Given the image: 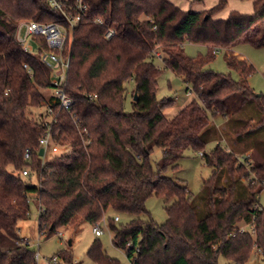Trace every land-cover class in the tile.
Masks as SVG:
<instances>
[{"label": "trees", "instance_id": "16d2710c", "mask_svg": "<svg viewBox=\"0 0 264 264\" xmlns=\"http://www.w3.org/2000/svg\"><path fill=\"white\" fill-rule=\"evenodd\" d=\"M62 1L71 17L80 14L64 47L70 54V111L47 96L51 71L39 52L25 53L16 42L19 22L68 27L65 15L47 0H0V264H36V250L18 234L31 199L45 238L82 222L94 225L108 211L131 215L128 224L112 220L109 226L112 244L129 264H217L219 255L245 264L254 250L264 259L258 201L264 189V95L248 83L253 67L232 51L239 43L264 47V0H251L250 14L230 11L225 18L216 16L228 0L201 11L184 10L173 0H80L82 12L78 0ZM109 25L115 33L107 39ZM34 41L48 50L42 38ZM185 42L207 46L208 55L187 56ZM218 49L227 51L225 63L238 79L210 69ZM156 58L196 96L171 118L162 110L173 100L156 98ZM48 125L68 152L43 160L38 140ZM209 143L215 146L206 153ZM154 148L162 153L155 165ZM187 150L201 153L212 170L197 196L163 175L179 168ZM25 168L28 177L20 175ZM151 196L171 201L163 224L141 219ZM87 256L95 264H120L98 240ZM52 257L72 264L68 251Z\"/></svg>", "mask_w": 264, "mask_h": 264}, {"label": "rangeland", "instance_id": "374dc122", "mask_svg": "<svg viewBox=\"0 0 264 264\" xmlns=\"http://www.w3.org/2000/svg\"><path fill=\"white\" fill-rule=\"evenodd\" d=\"M173 2L184 10L191 9L192 11H201L212 8L216 5L218 0H173ZM252 10L253 5L251 0H228L227 6L220 11L216 17L225 18L230 11L250 14ZM28 41L33 46V53H37V43L31 39ZM183 48L185 54L189 57L207 56L209 51L208 47L205 45L192 44L188 42L184 43ZM232 51L241 56L247 64L253 67L254 71L248 77V83L250 87L253 88L256 95H264V47L256 48L248 43H239L232 49ZM226 52V50L218 49V51L214 53V59L209 64V67L217 73L224 75L230 74V76L236 80L238 79V74L231 71L225 63L224 56ZM243 59L240 58V60ZM154 64L161 70V75L157 80L156 98L158 100H173L171 106L162 110L165 117L171 118L188 105L193 99H196V96L191 91L187 92V88H189L188 85H186L180 77L166 69L160 58L154 59ZM132 88L133 83H128V96L124 104L127 111L131 109L130 92ZM46 94L47 96L53 95V90H47ZM34 111L37 113L39 109ZM214 121L220 129L222 126L221 118H217ZM226 138H229V145L235 148V144L231 141L232 138L225 136V139ZM214 146V143H209L206 145L204 151L209 153ZM51 156L52 155L47 152L46 159H49ZM161 157V150L159 148H154L150 155L152 164L155 165ZM178 164L179 168L177 170L168 169L163 173V175L185 186L193 196L199 195L204 180H207L212 173L211 168H209L201 158V153H194L191 150H187L184 153V157L178 162ZM31 180L33 183H36L34 177H32ZM220 183L224 186L227 184L225 176L221 179ZM258 201L259 205L264 208V189L261 191ZM170 203L171 201L166 203L165 200L160 197H149L145 204L148 214H146V216H142L141 219L146 220L148 217H151L155 223L163 224L167 219L165 208ZM37 215V203L34 199H31L29 203V215L25 220L20 221L18 225V234L20 238L28 240L31 246L39 252L40 258L37 264H46V259L51 258L60 251H68L70 253L72 264H95L87 256V252L95 240H98L101 243L102 249L106 255L118 260L120 264H129V260L126 258L125 252L116 248L112 244V234L109 226L115 217H118L119 219L115 222V225L124 226L133 219L131 215L108 211L104 217L105 223L100 224L103 229V234L100 237H96L93 234V225L87 222H82L75 226H68L60 229L59 232L62 234L61 238L58 237L57 234L48 238L39 236L37 231ZM243 227L244 229L248 228L247 226L240 224V228L242 229ZM37 240L39 241V247H36L35 245ZM259 254V251L254 250L245 264H264V259ZM217 264L234 263L219 255Z\"/></svg>", "mask_w": 264, "mask_h": 264}, {"label": "built area", "instance_id": "2783aa9c", "mask_svg": "<svg viewBox=\"0 0 264 264\" xmlns=\"http://www.w3.org/2000/svg\"><path fill=\"white\" fill-rule=\"evenodd\" d=\"M47 1L53 9L62 11L67 19L68 27L61 26L57 23L21 21L17 24L16 42L23 52L34 54L32 48L33 46L28 40L42 38L45 41L48 50H39V47L37 45V52H39L40 54L41 62L43 63V65L51 71L50 83L52 85V96L54 98V102L58 104L59 109L70 111L73 101L65 93V84L67 79L70 54L64 53V47L71 37L70 33L73 30L75 24L80 20V14H78L76 17H71L67 12L63 11L62 0ZM77 8L80 12L85 10V6L81 4L80 0H78L77 2ZM94 22L96 24H102V21L100 19H96ZM114 33L115 30L113 26H107L105 38L110 39L114 35ZM215 52L216 51H214V53ZM24 67H26V65H24ZM38 143L40 146L38 152L40 148L43 149V155L41 156L43 160L46 159L47 152H49V154L51 155H59L68 152V148L66 146L62 145L61 142H57L56 140H54L50 125L47 126L45 133L39 138ZM29 158L30 152L26 150V152L24 153V160L28 161ZM29 173V170L25 168L20 172V175L23 177H28ZM118 220V217H115L113 219L114 222H117ZM101 223H105L104 218L93 225L92 232L96 237H100L103 234V229L100 225ZM57 235L60 238L62 237V234L60 232L57 233ZM24 242L30 244V242L26 239H24ZM35 245L36 247H39L38 240ZM39 258V252L38 250H36L34 254L36 264L39 261ZM45 262L46 264H64L58 257H51L49 259H46Z\"/></svg>", "mask_w": 264, "mask_h": 264}, {"label": "water", "instance_id": "95a60500", "mask_svg": "<svg viewBox=\"0 0 264 264\" xmlns=\"http://www.w3.org/2000/svg\"><path fill=\"white\" fill-rule=\"evenodd\" d=\"M257 96H259V95H257ZM38 154H39V156H42L43 155V149L42 148H40Z\"/></svg>", "mask_w": 264, "mask_h": 264}, {"label": "crops", "instance_id": "0c3cea01", "mask_svg": "<svg viewBox=\"0 0 264 264\" xmlns=\"http://www.w3.org/2000/svg\"><path fill=\"white\" fill-rule=\"evenodd\" d=\"M234 54L237 56L238 59H240V58L243 59L241 56L237 55L235 52H234ZM69 244H70V242H69Z\"/></svg>", "mask_w": 264, "mask_h": 264}]
</instances>
